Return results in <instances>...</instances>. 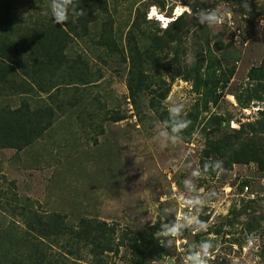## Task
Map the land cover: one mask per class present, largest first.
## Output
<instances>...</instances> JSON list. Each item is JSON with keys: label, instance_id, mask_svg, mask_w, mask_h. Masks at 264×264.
<instances>
[{"label": "rangeland", "instance_id": "obj_1", "mask_svg": "<svg viewBox=\"0 0 264 264\" xmlns=\"http://www.w3.org/2000/svg\"><path fill=\"white\" fill-rule=\"evenodd\" d=\"M29 1L24 11L40 7V14H50L51 0ZM180 2L193 14L177 18ZM247 2L250 10L243 0H105L114 27L124 33L136 18L144 31L140 46L155 48L161 60L140 70L146 80L134 101L127 63L98 48L94 37L69 42L66 56L77 61L79 55L92 82H62L60 92L73 105L60 111L49 102L56 114L40 137L18 150L0 148V223L17 220L16 194L42 214H60L66 226L83 218L112 224L123 245L98 255L101 264H182L187 247L209 238L219 245L211 264H264V0ZM152 5L167 18L166 28L147 19ZM200 8L227 9L232 17L210 28L196 19ZM172 59L189 77L176 76L168 67ZM169 97L185 104L191 124L182 142L162 147L156 135L159 116L168 119L162 102ZM20 98L3 95L0 106L16 107ZM208 161H222L223 170L197 181L215 193L195 213L206 227L186 229L178 245L161 247L155 234L175 219L169 209L180 210L189 175L184 165L203 168ZM249 236L255 244L245 252ZM147 240L155 258L132 247ZM44 241L51 264H96L86 247L72 253L62 237Z\"/></svg>", "mask_w": 264, "mask_h": 264}, {"label": "trees", "instance_id": "obj_2", "mask_svg": "<svg viewBox=\"0 0 264 264\" xmlns=\"http://www.w3.org/2000/svg\"><path fill=\"white\" fill-rule=\"evenodd\" d=\"M28 1L0 0V100L3 95L21 96L16 107L0 106V148L18 150L40 137L56 114L49 102H55L60 111L73 105L74 101L65 99V93L60 92L62 82H92L87 79V63L79 55L77 61L66 56V48L73 38L94 37L98 48L113 59L127 63L128 95L134 101L140 96L142 81L146 80L140 70L146 64L161 60L155 48L148 50L140 46L144 31L136 18L124 33L121 27H114L105 0H73L75 7L83 9V15L78 18L70 15L64 25L54 23L50 14H40V7L38 11H24ZM168 67L176 68L177 77H189L187 67L179 65L176 59ZM151 105L159 106L157 101ZM110 118L123 119L121 115ZM159 119L164 121L165 117L161 115ZM13 198L15 206L11 210L17 220L11 224L0 223V245L4 244L0 248V264H51L44 248L46 238H64V246L72 253L78 248H88L96 264H101L98 255L117 251L123 245L120 241L123 234L116 236V228L104 220L83 218L77 227H70L60 214H42L32 208L31 201H21L16 194ZM132 247L138 252L143 250L144 258L157 256L149 240Z\"/></svg>", "mask_w": 264, "mask_h": 264}, {"label": "clouds", "instance_id": "obj_3", "mask_svg": "<svg viewBox=\"0 0 264 264\" xmlns=\"http://www.w3.org/2000/svg\"><path fill=\"white\" fill-rule=\"evenodd\" d=\"M201 2L203 3L204 0H201ZM242 6L249 9L247 0H243ZM49 11L54 23L60 25L66 24L70 15L73 18L83 15V9L75 7L73 0H51ZM185 13L193 14L191 7L182 5L181 2L178 3L174 15L178 18ZM195 16L199 24L212 28L222 25L226 19L231 20L232 13L227 9L200 8L195 13ZM154 17L162 21L163 27H167V23H164L167 18L158 13L156 5H152L147 14V19L149 20H152ZM162 103L167 107L168 119L162 121L158 126L156 139L162 147H167L169 144L177 145L183 140L182 132L191 124V121L184 115L185 104L183 102L172 101L170 97L166 98ZM222 163V161H208L205 162L203 168L199 166L193 168L191 162L184 165L189 170V175L182 181L183 190L179 195L183 199L178 200L180 210L169 209L168 214L175 211V219L167 223H161L160 229L155 234L161 247L171 249L175 245H178L186 229L195 228L199 230L206 227L205 222L200 221L195 213L202 212L215 193H205L202 188L198 187L197 181L206 177L211 172L222 171ZM185 209L187 211H184ZM254 244V238L249 236L244 251L247 252ZM218 248L219 245L215 244L212 238L202 240L184 250L182 264H211V261L215 258L214 251ZM232 264H239V261L233 260Z\"/></svg>", "mask_w": 264, "mask_h": 264}]
</instances>
